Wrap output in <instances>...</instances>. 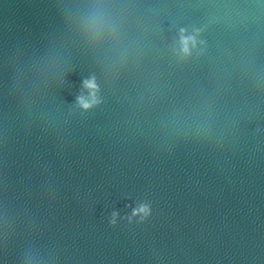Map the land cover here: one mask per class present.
Here are the masks:
<instances>
[{
	"label": "water",
	"instance_id": "95a60500",
	"mask_svg": "<svg viewBox=\"0 0 264 264\" xmlns=\"http://www.w3.org/2000/svg\"><path fill=\"white\" fill-rule=\"evenodd\" d=\"M0 264H264V0H0Z\"/></svg>",
	"mask_w": 264,
	"mask_h": 264
},
{
	"label": "clouds",
	"instance_id": "9594fccd",
	"mask_svg": "<svg viewBox=\"0 0 264 264\" xmlns=\"http://www.w3.org/2000/svg\"><path fill=\"white\" fill-rule=\"evenodd\" d=\"M189 45H191L192 47L196 46L195 38L191 36H185L184 33L182 32L181 33V49L184 55L189 54ZM85 87H87L92 92L96 91V85L94 81L86 82ZM93 103H95V100H93ZM81 104L84 108H88L91 106L87 103H84L83 101H81ZM149 211L150 210L147 208V206H141L138 209V212H134L133 215L143 214L146 216L149 214ZM114 220H115V214H114Z\"/></svg>",
	"mask_w": 264,
	"mask_h": 264
}]
</instances>
